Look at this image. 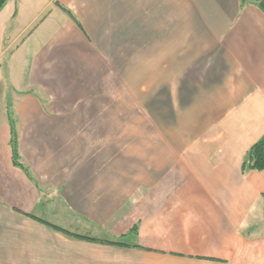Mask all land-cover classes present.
<instances>
[{"label": "crops", "instance_id": "crops-1", "mask_svg": "<svg viewBox=\"0 0 264 264\" xmlns=\"http://www.w3.org/2000/svg\"><path fill=\"white\" fill-rule=\"evenodd\" d=\"M263 133L255 1L6 0L0 264H264Z\"/></svg>", "mask_w": 264, "mask_h": 264}, {"label": "trees", "instance_id": "trees-1", "mask_svg": "<svg viewBox=\"0 0 264 264\" xmlns=\"http://www.w3.org/2000/svg\"><path fill=\"white\" fill-rule=\"evenodd\" d=\"M246 1H255L257 3V5L264 11V0H241L242 3L246 2ZM59 6L68 15H70V17L72 19L75 20V17L73 16L72 12L69 9H67L66 7H64L60 4H59ZM10 145L12 148L13 162L16 165H20L19 162L17 161L18 160L17 138H16V133H15L14 129L11 130ZM262 168H264V133L254 144H252L249 147V149L245 153L243 160H242V163H241L242 172H245L247 170H260ZM56 228H59V227H56ZM62 231L66 232V233H70L67 230H62ZM131 233H136V226H134L132 228ZM70 234H72L73 236L82 238V239L97 241V238H95V237H91V236H87V235H79V234H74V233H70ZM105 242L113 243V244H119V245L122 244L119 242H112V241H107V240Z\"/></svg>", "mask_w": 264, "mask_h": 264}, {"label": "water", "instance_id": "water-1", "mask_svg": "<svg viewBox=\"0 0 264 264\" xmlns=\"http://www.w3.org/2000/svg\"><path fill=\"white\" fill-rule=\"evenodd\" d=\"M5 0H0V8L2 7V5L4 4Z\"/></svg>", "mask_w": 264, "mask_h": 264}]
</instances>
